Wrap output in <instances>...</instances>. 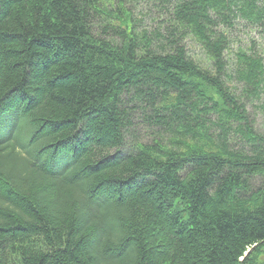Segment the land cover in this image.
I'll list each match as a JSON object with an SVG mask.
<instances>
[{"label": "trees", "instance_id": "obj_1", "mask_svg": "<svg viewBox=\"0 0 264 264\" xmlns=\"http://www.w3.org/2000/svg\"><path fill=\"white\" fill-rule=\"evenodd\" d=\"M260 114L264 0H0V264H264Z\"/></svg>", "mask_w": 264, "mask_h": 264}, {"label": "rangeland", "instance_id": "obj_2", "mask_svg": "<svg viewBox=\"0 0 264 264\" xmlns=\"http://www.w3.org/2000/svg\"><path fill=\"white\" fill-rule=\"evenodd\" d=\"M240 34V33H239ZM255 35H257L256 37L258 38L259 36H258V33H254ZM243 37H244V35H243ZM29 107H34V104H31ZM30 108V109H31ZM29 110V109H28ZM256 120V126H257V128H258V125H260V124H262L263 123V121H264V116L263 115H258L257 116V118L255 119ZM47 129L46 128H43V129H41L40 131H39V133H43V132H45ZM92 142V141H91ZM88 143V144H93V143ZM264 250V246L263 247H261L260 248V250H258V253H257V255H258V258L259 259H263L264 258V253L262 252ZM247 264V263H246Z\"/></svg>", "mask_w": 264, "mask_h": 264}]
</instances>
